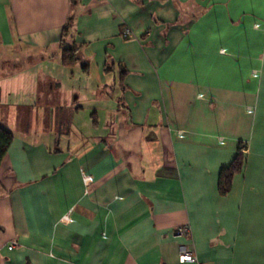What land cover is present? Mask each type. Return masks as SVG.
<instances>
[{"label":"crops","instance_id":"1","mask_svg":"<svg viewBox=\"0 0 264 264\" xmlns=\"http://www.w3.org/2000/svg\"><path fill=\"white\" fill-rule=\"evenodd\" d=\"M2 89L0 264H264V0H0Z\"/></svg>","mask_w":264,"mask_h":264},{"label":"trees","instance_id":"2","mask_svg":"<svg viewBox=\"0 0 264 264\" xmlns=\"http://www.w3.org/2000/svg\"><path fill=\"white\" fill-rule=\"evenodd\" d=\"M77 1L78 0H72L73 3ZM70 28H71V17H68L66 23L63 26L62 38L60 39V43L62 45L61 62L63 65L66 66L73 65L79 60V48L68 47L65 45L64 37H66L69 34ZM125 72H126L125 69L120 71L121 77ZM12 139H13L12 131H10L9 129L5 128L2 124H0V163ZM244 162H245V154L243 153V151L238 150L235 156L233 157V159L231 160V162L228 165L221 168L218 179V191L220 194L222 195L226 194L230 190L232 177L234 174L241 171Z\"/></svg>","mask_w":264,"mask_h":264},{"label":"built area","instance_id":"3","mask_svg":"<svg viewBox=\"0 0 264 264\" xmlns=\"http://www.w3.org/2000/svg\"><path fill=\"white\" fill-rule=\"evenodd\" d=\"M121 35L124 38H129L133 34L129 27L125 26L122 29ZM86 180H90V176H86ZM66 219H68V216H65ZM176 234L181 236H187L190 233V227L188 225L179 226L176 228ZM14 246V242H11L8 245V248H12ZM178 254H179V260L182 262H190L191 264H204L202 261H200L195 253V251L192 249V247L182 242L178 245Z\"/></svg>","mask_w":264,"mask_h":264},{"label":"rangeland","instance_id":"4","mask_svg":"<svg viewBox=\"0 0 264 264\" xmlns=\"http://www.w3.org/2000/svg\"><path fill=\"white\" fill-rule=\"evenodd\" d=\"M70 68V67H69ZM67 67H62V69H59L57 66H52V70L51 73L54 75V77H56L57 75L60 76L61 79H63L64 82H68L67 78L69 77V75H67L69 73V70H71V68L69 69ZM67 77V78H66ZM61 81V80H60ZM4 89L0 90V121H5V118H9V113L8 112H4V108H6L5 105V92H3ZM16 118V116H15ZM19 127V126H18Z\"/></svg>","mask_w":264,"mask_h":264}]
</instances>
